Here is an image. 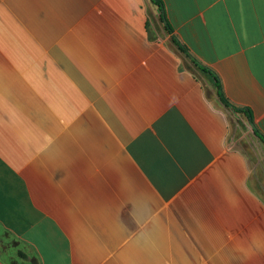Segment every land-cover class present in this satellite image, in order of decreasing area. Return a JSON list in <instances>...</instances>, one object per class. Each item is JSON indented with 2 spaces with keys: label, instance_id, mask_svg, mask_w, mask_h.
I'll return each mask as SVG.
<instances>
[{
  "label": "crops",
  "instance_id": "1",
  "mask_svg": "<svg viewBox=\"0 0 264 264\" xmlns=\"http://www.w3.org/2000/svg\"><path fill=\"white\" fill-rule=\"evenodd\" d=\"M160 1L165 21L153 0H0L70 32L67 116L0 76L17 264H264V0Z\"/></svg>",
  "mask_w": 264,
  "mask_h": 264
},
{
  "label": "rangeland",
  "instance_id": "2",
  "mask_svg": "<svg viewBox=\"0 0 264 264\" xmlns=\"http://www.w3.org/2000/svg\"><path fill=\"white\" fill-rule=\"evenodd\" d=\"M62 17L65 16L59 14L57 24L53 13H0L1 83H15L20 76L26 83L28 112L41 103L44 117L68 115L67 94L56 91L65 78L59 77L57 86L52 85L51 78L53 43L58 39L66 41L70 33L63 28L66 23H62ZM59 47L60 53L65 55L67 44ZM74 111L77 115L81 110ZM10 261L17 264L16 259Z\"/></svg>",
  "mask_w": 264,
  "mask_h": 264
},
{
  "label": "trees",
  "instance_id": "3",
  "mask_svg": "<svg viewBox=\"0 0 264 264\" xmlns=\"http://www.w3.org/2000/svg\"><path fill=\"white\" fill-rule=\"evenodd\" d=\"M154 3L159 7L161 12V17L165 21L164 6L160 0H153ZM168 30L171 32V27L167 24ZM222 100L227 103V101L222 97ZM250 120L252 121V116L250 112H247ZM21 242L19 239L15 238L8 232L0 231V257L12 260V255L16 256L18 259L29 260V255L23 250L19 249Z\"/></svg>",
  "mask_w": 264,
  "mask_h": 264
}]
</instances>
